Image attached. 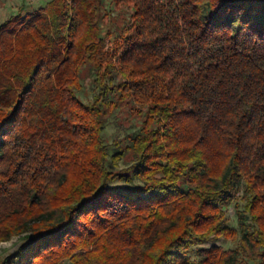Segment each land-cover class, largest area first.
Masks as SVG:
<instances>
[{
  "label": "trees",
  "instance_id": "obj_1",
  "mask_svg": "<svg viewBox=\"0 0 264 264\" xmlns=\"http://www.w3.org/2000/svg\"><path fill=\"white\" fill-rule=\"evenodd\" d=\"M113 1L118 34L102 0L0 23V244L32 234L0 264H264V0ZM128 102L145 120L120 169L104 132ZM241 185L253 229L194 258L239 238Z\"/></svg>",
  "mask_w": 264,
  "mask_h": 264
},
{
  "label": "rangeland",
  "instance_id": "obj_2",
  "mask_svg": "<svg viewBox=\"0 0 264 264\" xmlns=\"http://www.w3.org/2000/svg\"><path fill=\"white\" fill-rule=\"evenodd\" d=\"M51 0H0V23L13 14L17 13L20 9L25 11H37L40 8H44ZM103 12L102 15L105 18L102 20V26L104 32L113 30L115 34H118L122 28L128 26L133 10L128 7H116L113 0H102ZM95 68L92 65H86L81 74L82 89L77 92L80 99L85 103H91L97 94V88L94 83ZM119 78H116V83L119 82ZM139 107L133 102L123 103L113 113H108L106 116V130L104 132V139L110 146V151L113 153L115 143H119V146L128 148L131 145V138L139 134L145 117L139 114ZM127 151V149H126ZM132 153L127 151L126 157L120 163V169L129 168L132 165ZM122 184L118 182L117 185ZM245 194L244 185H241L235 201L233 204L227 206L225 211L230 221V225L237 230L239 238L237 240L218 239L214 242L199 245L194 248L192 256L197 257V251L202 248H210L212 246H219L223 250H236L240 246L241 237L243 231L252 230L253 223L248 214L244 212V201L242 200ZM32 238L30 232L24 233L18 237L13 238L9 242L0 244V261L6 257H9L17 252V250L28 242ZM64 264H71L66 262ZM241 264H254L247 258H242Z\"/></svg>",
  "mask_w": 264,
  "mask_h": 264
},
{
  "label": "crops",
  "instance_id": "obj_3",
  "mask_svg": "<svg viewBox=\"0 0 264 264\" xmlns=\"http://www.w3.org/2000/svg\"><path fill=\"white\" fill-rule=\"evenodd\" d=\"M7 18H8V17H7ZM7 18H6V19H7ZM6 19H5V20H6Z\"/></svg>",
  "mask_w": 264,
  "mask_h": 264
}]
</instances>
